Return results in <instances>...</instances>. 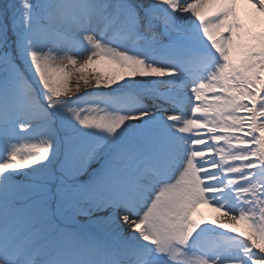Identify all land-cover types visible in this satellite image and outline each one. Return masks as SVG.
<instances>
[{
  "label": "snow or ice",
  "instance_id": "obj_1",
  "mask_svg": "<svg viewBox=\"0 0 264 264\" xmlns=\"http://www.w3.org/2000/svg\"><path fill=\"white\" fill-rule=\"evenodd\" d=\"M0 264H264V0L0 5Z\"/></svg>",
  "mask_w": 264,
  "mask_h": 264
},
{
  "label": "bare ground",
  "instance_id": "obj_2",
  "mask_svg": "<svg viewBox=\"0 0 264 264\" xmlns=\"http://www.w3.org/2000/svg\"><path fill=\"white\" fill-rule=\"evenodd\" d=\"M201 209L202 212L200 217H202L205 221H207V217H210L211 220H216L221 216V213L216 212L214 209L209 208L207 205H201ZM236 227L238 231L246 230L243 224L237 225Z\"/></svg>",
  "mask_w": 264,
  "mask_h": 264
},
{
  "label": "rangeland",
  "instance_id": "obj_3",
  "mask_svg": "<svg viewBox=\"0 0 264 264\" xmlns=\"http://www.w3.org/2000/svg\"><path fill=\"white\" fill-rule=\"evenodd\" d=\"M6 2H7V0H0V5H2L3 3H6ZM201 212H202V209H200L199 215H201ZM207 221H211V218L207 217Z\"/></svg>",
  "mask_w": 264,
  "mask_h": 264
}]
</instances>
